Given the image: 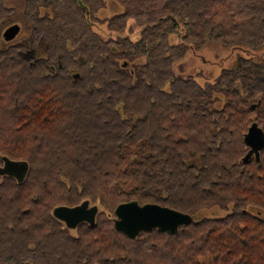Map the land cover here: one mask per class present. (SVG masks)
Masks as SVG:
<instances>
[{
    "label": "trees",
    "instance_id": "1",
    "mask_svg": "<svg viewBox=\"0 0 264 264\" xmlns=\"http://www.w3.org/2000/svg\"><path fill=\"white\" fill-rule=\"evenodd\" d=\"M7 1L0 31H22L0 48V167L28 170L0 175V264H264V147L244 140L264 134V0H116L103 20L105 0H23L19 14ZM210 45L255 55L204 83L175 74ZM83 201L92 226L53 216ZM129 202L192 222L130 238L115 228ZM213 207L230 212L194 219Z\"/></svg>",
    "mask_w": 264,
    "mask_h": 264
},
{
    "label": "water",
    "instance_id": "2",
    "mask_svg": "<svg viewBox=\"0 0 264 264\" xmlns=\"http://www.w3.org/2000/svg\"><path fill=\"white\" fill-rule=\"evenodd\" d=\"M18 25L8 27L3 36L5 40H12L18 33ZM264 134L255 124H252L245 135V143L250 146V153L258 155L264 147ZM3 165L0 167V175L16 177L18 182L22 181L28 170V165L24 161H11L3 158ZM97 206L89 205L88 201H83L73 207L60 206L53 210V216L64 223L68 229H75L78 224L86 222L93 225ZM115 228L127 237L134 238L141 231L158 229L174 233L178 227L188 225L192 218L170 208L157 204L138 205L136 202L123 203L115 209Z\"/></svg>",
    "mask_w": 264,
    "mask_h": 264
},
{
    "label": "rangeland",
    "instance_id": "3",
    "mask_svg": "<svg viewBox=\"0 0 264 264\" xmlns=\"http://www.w3.org/2000/svg\"><path fill=\"white\" fill-rule=\"evenodd\" d=\"M7 5L15 9V13L19 14L22 11L23 0H8ZM122 12V6L116 0H105V6L98 12L97 17L100 20L105 18H109L113 15ZM18 24L20 26V30L22 28V24L18 22L10 23L7 25L2 31H0V48L7 43L3 38L4 30L12 25ZM94 29L98 32H101L103 36H109L108 31L105 29L104 25L96 24ZM22 31V30H21ZM140 25L135 24L133 19H129L127 22L126 31L121 35L123 37H128L131 40L135 41L140 37ZM20 34V31L18 35ZM16 36V38L18 37ZM24 35H21L20 38L23 39ZM15 38V39H16ZM14 39V40H15ZM18 39V38H17ZM16 39V40H17ZM173 41L175 39H172ZM237 54H242L244 56L255 55V53H250L249 51L243 50L240 47H232L231 49L224 50L215 46H207L199 52H195L193 49L189 50L183 60L177 62L174 65V72L176 75H187L191 74L196 76L197 81L199 83H204L206 81H212L219 73V71L227 67L232 63L235 56ZM264 56V52L259 54ZM142 60H137L136 62H141ZM128 66V65H127ZM218 107L219 103L216 104ZM230 212V209L227 211L221 210L218 207H213L209 209H202L198 213L195 214L194 219L200 218H215V217H223Z\"/></svg>",
    "mask_w": 264,
    "mask_h": 264
},
{
    "label": "bare ground",
    "instance_id": "4",
    "mask_svg": "<svg viewBox=\"0 0 264 264\" xmlns=\"http://www.w3.org/2000/svg\"><path fill=\"white\" fill-rule=\"evenodd\" d=\"M13 25H18V24H13ZM10 26H12V25H10ZM10 26H9V27H10ZM18 27H19V30H20V26H19V25H18ZM7 28H8V27H7ZM7 28H6V29H7ZM6 29H5V30H6ZM5 30H4V31H5ZM20 31H21V30H20ZM3 33H4V32H3ZM18 33H19V31H18ZM18 33L16 34V36L18 35ZM16 36H15L12 40H10V41H9V40H8V41L5 40L4 36H3V38H4V40H5L6 42H9V43H10L11 41H13V40L16 38ZM252 153H254V152H252ZM252 153H250V151H249V154H252ZM58 207H60V206H58ZM56 208H57V207H56Z\"/></svg>",
    "mask_w": 264,
    "mask_h": 264
}]
</instances>
